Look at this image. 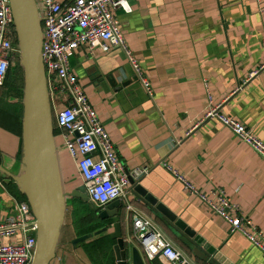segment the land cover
Segmentation results:
<instances>
[{
    "label": "crops",
    "instance_id": "obj_1",
    "mask_svg": "<svg viewBox=\"0 0 264 264\" xmlns=\"http://www.w3.org/2000/svg\"><path fill=\"white\" fill-rule=\"evenodd\" d=\"M57 1L68 4L73 0ZM128 2L131 13L118 10L115 14L125 42L148 77L152 96L120 49L103 52L84 46L70 59L120 163L128 172L150 168L147 176L131 185L128 202L194 264L203 263L190 252L191 245L154 211L156 207H164L176 221H183L189 234L215 248L225 263L264 264L260 249L232 234L220 216L186 192L162 166L168 163L205 194L225 190L242 215L264 233V160L219 122L204 120L211 96L213 105L222 104L224 114L264 142V0ZM252 73H256L253 78ZM23 101L24 93L20 98L8 97L0 87V203L9 208V212L0 211V222L14 214L19 203L9 190L11 183L19 190L12 176L25 172ZM52 113L55 132L59 131L64 142L53 109ZM55 139L61 187L70 195L60 241L63 236L69 239L59 245L51 264H98L87 252L89 244L110 236L114 229L93 237L87 246L72 245L78 238L73 203L83 201L71 194L83 181L74 161L64 167V155L69 153L58 135ZM84 204L92 211L88 217H93L98 208ZM68 222L70 237L64 231ZM125 233H133L130 216ZM141 253L147 264L156 262Z\"/></svg>",
    "mask_w": 264,
    "mask_h": 264
},
{
    "label": "built area",
    "instance_id": "obj_2",
    "mask_svg": "<svg viewBox=\"0 0 264 264\" xmlns=\"http://www.w3.org/2000/svg\"><path fill=\"white\" fill-rule=\"evenodd\" d=\"M43 32L42 59L46 71L51 107L57 125L64 132L65 148L75 162L89 198L98 209L121 200L132 222V236L144 255L164 264H194L177 248L157 225L128 202L130 178L140 181L149 167L128 172L120 163L115 146L88 100L76 73L70 67L72 55L86 46L91 51L120 49L126 55L138 80L152 96L151 84L123 37L118 10L131 13L128 0H73L62 4L57 0H38ZM20 49L10 0H0V87ZM256 73L251 74L253 78ZM211 106L204 120H215L229 129L264 160V142L240 121L224 114L222 104ZM62 100L58 109L56 100ZM162 166L184 190L220 216L232 234L246 238L264 255V233L231 202L225 190L205 194L177 169ZM37 219L28 202L16 204L15 212L0 222V264H33L37 249Z\"/></svg>",
    "mask_w": 264,
    "mask_h": 264
},
{
    "label": "water",
    "instance_id": "obj_3",
    "mask_svg": "<svg viewBox=\"0 0 264 264\" xmlns=\"http://www.w3.org/2000/svg\"><path fill=\"white\" fill-rule=\"evenodd\" d=\"M10 5L20 49V65L25 75L22 103L25 172L19 177L12 176V179L21 194L27 197L37 219V249L33 264H51L57 256L67 213V197L70 195H65L60 181L53 113L42 59L43 32L38 0H10ZM134 183L130 178V184L133 186ZM71 197H80L84 203H90L84 186ZM154 211L191 245L190 252L199 261L204 264H228L206 241L190 235L184 222L176 221L177 217L164 207L158 206ZM95 213L100 221L110 223L111 227L78 237L73 240V246L106 234L113 228L110 236L116 241L114 252L117 264H147L131 233L124 234L128 223L124 202L114 201Z\"/></svg>",
    "mask_w": 264,
    "mask_h": 264
},
{
    "label": "trees",
    "instance_id": "obj_4",
    "mask_svg": "<svg viewBox=\"0 0 264 264\" xmlns=\"http://www.w3.org/2000/svg\"><path fill=\"white\" fill-rule=\"evenodd\" d=\"M2 87L8 97L20 98L23 95V91H22L23 86L20 85L19 80L17 79V76L11 70H9L7 79ZM58 133L59 131L55 132L56 135ZM9 190L17 198L19 202H27L26 197L23 196L19 192L15 184L11 183ZM90 212L92 213V211L89 209L87 204H84L83 202L80 203V201H76L73 203L72 219H73V226L75 228L77 237H82L84 235L93 234L105 226V223L100 221L97 218V216H95L94 212H93L94 216L92 218H89L88 216ZM115 244H116V241H113L111 239V236H105V237L99 238L98 240L94 242H91L89 244L90 246L87 249V252H89L88 254L92 258H96V262L98 264H107L110 261H111V264H115L114 263ZM82 246H87V245L83 243ZM155 261L160 262V260H155ZM156 262H153L150 264H158Z\"/></svg>",
    "mask_w": 264,
    "mask_h": 264
},
{
    "label": "rangeland",
    "instance_id": "obj_5",
    "mask_svg": "<svg viewBox=\"0 0 264 264\" xmlns=\"http://www.w3.org/2000/svg\"><path fill=\"white\" fill-rule=\"evenodd\" d=\"M126 44H127V42H126ZM127 46H128V44H127ZM129 47V46H128ZM129 49H130V47H129ZM131 50V49H130ZM133 53V52H132ZM133 56L136 58V56L134 55V53H133ZM136 60H138L137 58H136ZM18 61V62H17ZM128 63H129V61H128ZM19 65V66H18ZM19 68V69H18ZM10 70L17 76V79L19 80V83H20V85H22L23 86V89H22V91H23V93H24V90H25V75H24V70H23V68H22V66L20 65V58L18 57V58H16V60L14 61V63H13V65H12V67L10 68ZM142 72H143V74L146 76V78L148 79V77H147V75L144 73V71L142 70ZM56 105L58 106V107H62L63 105H62V100H60V99H57L56 100ZM99 117V116H98ZM58 136H59V140L61 141V143H65V142H63V139H62V136L60 135V133H58L57 134ZM66 153V152H65ZM70 154H65L64 155V159L67 161V162H65L64 161V167H67V166H69V162L71 163V160L73 161V159H72V157L71 156H69ZM70 157H71V159H70ZM74 163V162H73ZM72 167L74 168V166L72 165ZM74 171H76L75 170V168H74ZM74 171H72L71 172V174H75V172ZM0 193H1V188H0ZM21 193V192H20ZM23 195V194H22ZM23 196H25V195H23ZM26 197V196H25ZM26 199H27V197H26ZM0 211H2V212H9V208H8V206L7 205H3V204H1L0 203ZM68 216H70V212H69V215ZM71 217V216H70ZM1 220V219H0ZM68 227H70L69 226V222H68V224H67V226H66V229H64V231L66 230L67 231V228ZM68 231H69V229H68ZM66 232V234H65V236L68 234V237H70V231L69 232ZM64 235V234H63ZM69 239V238H68ZM68 239H66V237H64L63 236V239L60 241V245L62 244H66V243H68ZM72 244H73V241H72Z\"/></svg>",
    "mask_w": 264,
    "mask_h": 264
},
{
    "label": "flooded vegetation",
    "instance_id": "obj_6",
    "mask_svg": "<svg viewBox=\"0 0 264 264\" xmlns=\"http://www.w3.org/2000/svg\"><path fill=\"white\" fill-rule=\"evenodd\" d=\"M95 216H96V213H95ZM89 218H92V217H89ZM105 227H111L109 223H105V226L102 227V228H105Z\"/></svg>",
    "mask_w": 264,
    "mask_h": 264
}]
</instances>
